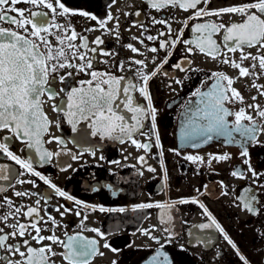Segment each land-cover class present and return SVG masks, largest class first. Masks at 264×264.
I'll list each match as a JSON object with an SVG mask.
<instances>
[{
	"label": "snow or ice",
	"instance_id": "6c2138e0",
	"mask_svg": "<svg viewBox=\"0 0 264 264\" xmlns=\"http://www.w3.org/2000/svg\"><path fill=\"white\" fill-rule=\"evenodd\" d=\"M115 2L116 0H112L113 4ZM145 2L157 12L171 8L190 15L181 22L182 27L176 29L174 38L169 39H158L166 35L171 37L173 28L169 19L151 18L153 25L166 27V32L161 31L158 36L145 37L149 41L158 40L159 44L158 47L146 45L147 52L154 54L161 50L165 52L159 63L157 56L152 57L151 69L145 52L128 44L126 47L132 53L145 58L132 57L127 61H116L111 65L114 71H109L107 68L102 70L97 66L96 56L115 57L118 53L101 47L104 44L102 36L89 41L86 34L77 32L72 24V17L78 15L96 21L98 28L84 29V33L103 30L107 34L114 33L115 38L119 40L120 23L117 17L109 13L105 18H98L87 11L69 7L65 0H0V133H8L0 137V156L19 166L18 171L9 164L0 163V181L8 182L7 185L0 184V192L12 187L17 198L37 197L35 206L16 204L7 196L0 201V210H3L0 211V261L3 264H56L57 256L66 264H91L92 257L103 255L98 250L97 239H89L80 233L69 235L66 231L64 232L66 239H61L55 230L66 225H61L47 208L44 209V215L40 214L41 200L47 204L50 197L41 196L32 190H15V185L30 184L32 188L38 187L35 180L22 179L30 175L53 189L56 196L78 207L82 206L93 212L97 210L125 212L126 209L123 207L105 208L82 204L80 200L53 184L41 172L36 171L34 165H42L50 161L53 155L61 154L48 151L44 144L53 142L63 144L64 140L51 135L45 141L44 137L50 134L53 124L57 129L60 128L59 117L62 114L73 132L77 131V125L81 122H87V127L91 129L90 135L93 137L107 138L122 144L130 141L135 148L143 149L145 152L150 151L153 146L161 149L158 154L161 157L159 163L163 168L164 153L157 131L158 110L153 103L150 82L161 72L163 66L169 63L173 50L179 45L184 46L186 56L171 66L173 70L187 71L184 65L191 63L188 57L203 54L236 72L235 76H229L225 71H214L192 92L191 95L198 100L194 105L189 101L182 113L184 119L181 121L179 136L181 147L198 149L214 140H219L225 145L238 146L239 157L242 164L247 166L250 177L239 168L232 170L230 175L242 180L250 178L251 184L243 188L241 194L235 198L234 206L254 216L260 215L264 209L257 192V189L264 191V171H258L253 167L249 151L253 146L264 147V142L260 140V136L264 135V106L256 102L260 97H264V84L256 83L264 77V0H242L240 3H226L217 8L211 7L213 0H145ZM20 4L27 7H18ZM134 15L139 16L140 12L137 11ZM209 17L216 19H205ZM225 17H239V20L229 23L225 21ZM112 21H115V26L109 28L108 25ZM190 21L202 22L192 23L189 27ZM140 27L144 28V25L141 24ZM186 29L190 31L192 38L184 39ZM144 30L147 31L146 28ZM217 35L221 36L220 42L214 38ZM140 43L143 44L144 41L140 40ZM253 48L256 49L255 53L248 51ZM246 61H250L247 66ZM99 63L108 65V60H101ZM257 68L259 72L256 71ZM128 72H131L132 76L124 74ZM164 75L168 76L169 73L164 72ZM209 80L212 83L209 84ZM244 80H251L250 87L256 89L257 95L251 97L253 103H246L242 92L234 87L238 81ZM57 81L62 85L59 91L51 86ZM175 83L182 86L184 80L175 79ZM204 86H207V89L202 91L201 88ZM247 87L246 84L245 88ZM134 93H138L145 103H137ZM58 99L59 103L56 102ZM45 104H50L51 111L57 114L55 122L50 120L44 111ZM149 119V131L144 133V122ZM136 134H143L149 142L141 143L134 138ZM88 135L89 133L83 134V143H87ZM13 138L28 150L26 156L22 157L11 150ZM169 151L177 156L181 155L179 148ZM91 154L94 156L95 151H91ZM72 159L77 157L72 156ZM100 159L103 160L104 157L101 156ZM183 159L211 168L213 162L217 164L228 162L233 157L231 153L224 152L209 153L206 157L188 154L183 156ZM138 160L144 162L145 157L139 156ZM111 163L119 164V161ZM148 171L155 172L156 169L149 167ZM163 179L165 181L168 179L166 168ZM219 183L222 189L227 187L223 181ZM105 187L111 188L110 185ZM203 187L207 189V185ZM196 191L204 194L200 189ZM112 195L116 193L112 192ZM222 195L227 196L228 192L223 191ZM177 203L198 204L202 214L209 221L198 227L215 229L231 247L240 264H251L229 232L196 198L190 200L180 198L173 203H143L136 205L133 210L153 207L162 209L161 217L168 216L170 221L169 210ZM53 210L58 212L61 218L67 214L81 217L79 227L82 230L94 232L101 239L106 238L100 229L85 227L84 221L88 217L82 215V211L63 204ZM21 217L26 218L28 222L21 223ZM10 220L13 222L9 223ZM46 231L50 234L43 235L42 233ZM143 234L149 233L145 231ZM261 235L264 236V233ZM10 240L13 242L9 243ZM33 242L38 246H33ZM168 242H171V238ZM203 242L211 243V240L205 238ZM54 246H59L62 251L57 252ZM103 247L113 252L119 251L107 242ZM163 247L161 244V248ZM113 264L116 262L113 261ZM151 264H171V260L166 253L157 250L151 258Z\"/></svg>",
	"mask_w": 264,
	"mask_h": 264
},
{
	"label": "flooded vegetation",
	"instance_id": "af4514ba",
	"mask_svg": "<svg viewBox=\"0 0 264 264\" xmlns=\"http://www.w3.org/2000/svg\"><path fill=\"white\" fill-rule=\"evenodd\" d=\"M65 2L73 9L87 11L98 18H105L109 13L118 18L120 23L119 40L115 38L114 33L107 34L103 30L84 33V29L98 28L96 21L78 15L72 17V24L77 32L86 34L89 41L97 36H102L104 44L101 47L118 53L115 57L96 56L97 66L102 70L107 68L109 71H114L111 65L116 61H127L132 57L136 59L145 58L132 53L126 47L128 44L138 48L141 52H145L149 69H151L152 57L157 56V63H159L165 52L163 50L158 54L147 52L146 45L148 47H158L159 44L158 40L149 41L145 37L147 35L158 36L161 31L166 32L165 26L153 25L151 18L169 19L173 28L171 37L168 35L158 37V39H169L174 38L176 29L182 27L181 22L190 15V13L171 8L157 12L151 9L145 0H116L114 4L112 0H65ZM240 2L242 0H213L211 7L217 8L226 3ZM18 7L27 6L20 4ZM137 11L140 12L139 16L134 15ZM205 19L215 20L216 18L209 17ZM224 19L231 23L238 21L239 17H225ZM196 22L202 21H190L189 27ZM141 24L144 25L147 31L140 27ZM4 26L9 27V25ZM114 26L115 21L110 22L108 25L109 28ZM134 37L137 39H134ZM190 38H192V34L186 29L184 39ZM214 38L218 42L221 40L220 35ZM140 40H143L144 43H140ZM248 51L255 53L256 49H248ZM185 56L184 46L179 45L173 50L169 63L164 65L161 72L150 82L153 103L158 110L157 131L161 137L164 153L163 168L159 163L161 157L158 154L161 149L153 146L150 151L145 152L143 149L135 148L130 141L122 144L119 141L107 138L101 139L91 135L87 136V143H83L81 133L77 132L78 129L73 132L62 114L59 117L60 128L57 129L53 124L50 134L44 137L45 141L51 135L61 137L64 143H45L44 147L48 151L61 154L59 156L53 155L50 161L42 165L35 164L36 171L41 172L53 184L71 194L75 199L80 200L82 204L104 206L105 208L123 207L126 209L125 212H99L98 210L93 212L82 208V206L78 207L72 202L56 196L53 189L46 186L37 177L30 175H26L22 179L35 180L38 187L32 188L30 184L15 185V190H32L41 196L50 197L47 204L44 200H41L40 214L44 215V209L47 208L61 225H66V227L62 226L55 230L56 235L60 236L61 239H66L64 236L66 231L69 235L80 233L89 239L94 238L99 241L98 250L103 255L92 257L91 264H113V261L116 264H141L147 258L153 257L157 250L166 253L171 260V264H240L231 247L227 245L215 229H200L198 227L200 224L209 222L202 214V209L199 208L198 204H175V207L169 210L170 221L168 216L161 217L162 209L153 207L151 209L137 208L135 211L133 210L139 204L173 203L180 198L198 199L200 203H203L209 209L217 222L229 232L232 239L251 261V264H264V236L261 235V233H264V209L261 210L260 215L254 216L234 206L235 198L241 194L243 188L251 184L250 178L242 180L230 175L232 170L239 168L245 172V175L250 177V174L247 173V166L242 164L239 157V147L225 145L219 140H214L198 149L187 146L181 147V143L176 136L178 133V119L181 118L188 102L193 103L198 99L191 94L201 86V82L214 71H225L229 76H235L236 72L227 66L212 61L203 54L188 57L191 63L184 65L188 69L187 71L173 70L171 66ZM238 57L239 53L236 54V58ZM105 59L108 60V65L99 63V61ZM248 63L250 61H246L245 65L247 66ZM125 67H127V64ZM193 69L196 71H193ZM256 71L259 72V68ZM164 72L169 73V75L165 76ZM124 74L132 76L131 72ZM185 76L189 78L184 79ZM81 78L86 79L87 77ZM175 79L184 80L183 85L176 84ZM210 83H212L211 80H209ZM256 83L264 84V77H261ZM246 84L248 85L247 88H245ZM250 84L251 80H244L238 81L234 85L244 95L246 103H253L251 97L257 95L256 89L251 88ZM51 86L57 91L62 87L58 81ZM206 89L207 86L201 88L202 91ZM133 95L137 103H145L138 93ZM56 102L59 103V99ZM256 102L264 106V97H260ZM44 111L53 122L58 118L57 114L51 111L50 104L44 105ZM144 124L143 132L147 133L150 127V119L146 120ZM3 135H8V133H0V137ZM134 138L141 143L149 142L143 134H136ZM152 139L154 141V135ZM260 140L264 142V135L260 136ZM176 148L180 149L181 155L177 156L169 151V149ZM21 149H24L23 144L13 138L11 150L22 157L26 156L27 149L23 151ZM91 151H95L94 156ZM249 151L253 167L258 171H264V147L253 146ZM224 152L231 153L233 159L219 164L213 162L211 168L193 164L183 159V156L188 154L206 157L209 153L223 154ZM72 156H76L77 159H72ZM101 156L104 157L103 160L100 159ZM139 156H144L145 161L140 162L138 160ZM111 161H119V164L111 163ZM0 163L9 164L19 171L18 165L2 156H0ZM149 167L155 168L156 171L149 172ZM165 168L168 173L167 181L163 179ZM220 181H223L227 187L222 189ZM105 185H110L111 188H106ZM204 185H207V189H204ZM253 187L255 186L253 185ZM94 189H99V191H94ZM196 189H200L204 194L201 195ZM223 191H227L228 195H222ZM13 192L12 187H7L6 191L0 192V201L7 196L12 198L16 204L35 206L34 202L37 197L21 199L15 197ZM112 192H115L116 195H112ZM257 192L260 204L264 205V191L257 189ZM62 204L82 211V215L88 217L84 221L85 227L100 229L105 233L106 238L101 239L94 232L82 230L79 227L81 217L67 214L61 218L59 213L53 209ZM24 210L26 211V207ZM61 211H63L62 208ZM12 222L9 221V223ZM20 222L27 223L28 221L26 218L21 217ZM41 227L50 228L51 225H41ZM145 231L149 234L144 235ZM42 234L48 235L50 233L46 231ZM153 237L156 239H153ZM169 238H171L170 243L168 242ZM205 238H210L211 243L203 242ZM12 242L9 241V243ZM106 242L112 248L119 249V251L113 252L104 248L103 245ZM45 243L48 242L45 241ZM161 244L164 245L163 248H161ZM33 246L38 245L33 242ZM54 248L57 252L62 251L59 246H54ZM55 260L56 264H66L59 256ZM0 264H3V262L0 261Z\"/></svg>",
	"mask_w": 264,
	"mask_h": 264
},
{
	"label": "water",
	"instance_id": "95a60500",
	"mask_svg": "<svg viewBox=\"0 0 264 264\" xmlns=\"http://www.w3.org/2000/svg\"><path fill=\"white\" fill-rule=\"evenodd\" d=\"M195 104V103H194ZM193 104V105H194ZM185 110V109H184ZM184 119V117H183V115L181 116V118L178 120V134H179V136H180V125H181V121ZM86 124H87V122H86ZM85 127V124L83 123L82 124V132H84V133H89V131H90V129L88 128V129H85L84 128ZM90 134V133H89ZM28 151V150H27ZM0 184H4V185H6V182H3V181H0Z\"/></svg>",
	"mask_w": 264,
	"mask_h": 264
}]
</instances>
